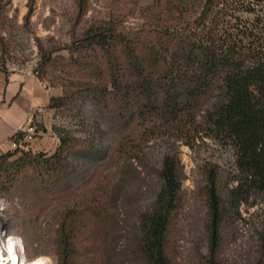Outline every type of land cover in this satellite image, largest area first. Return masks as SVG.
Returning <instances> with one entry per match:
<instances>
[{
  "label": "trees",
  "instance_id": "trees-1",
  "mask_svg": "<svg viewBox=\"0 0 264 264\" xmlns=\"http://www.w3.org/2000/svg\"><path fill=\"white\" fill-rule=\"evenodd\" d=\"M7 5L0 0L5 56L9 51L1 30L8 20ZM89 5L90 0H76L77 22L87 15ZM156 8L147 9V25L132 30L124 29L119 16L88 21L69 45L41 47L37 73L40 79L51 73L64 89L63 96L51 99L50 109L76 116L86 99L149 139L190 136L204 102L215 88L221 89V100L205 118L214 136L233 146L240 173L226 195L214 181L208 190L209 253L204 264H221L226 220L254 193L264 194V0H172L166 17ZM58 50H67L68 56H54ZM23 137L19 132L18 139ZM60 141L52 155L23 149L3 154L0 199L24 180L36 178L49 195L74 200L59 220L57 264H108L111 199L108 190L94 185L103 172L135 157L134 139L122 138L100 156L90 174L70 185L75 171L71 154L98 148L89 139L67 134H61ZM158 176L156 200L140 216V253L147 264H175L184 205L180 159L167 155Z\"/></svg>",
  "mask_w": 264,
  "mask_h": 264
},
{
  "label": "rangeland",
  "instance_id": "rangeland-1",
  "mask_svg": "<svg viewBox=\"0 0 264 264\" xmlns=\"http://www.w3.org/2000/svg\"><path fill=\"white\" fill-rule=\"evenodd\" d=\"M5 1L8 20L1 33L9 54L4 55L0 44V69L6 72L26 69L38 76L41 47L50 50L69 45L73 36L91 20L119 16L124 20V29H137L148 24L149 7L158 5L156 10L166 17L172 0H90L89 11L81 22L76 21V0ZM194 10L199 11L198 4ZM67 54V50H58L54 56ZM56 75L62 74L57 71ZM41 80L63 89L51 73ZM221 98V89L217 87L204 102L190 136L152 139L145 137L142 130L130 125L124 127L85 99L79 115L67 116L54 111L50 116L35 118L37 135L23 145V150L52 155L61 143V134L89 139L98 151L79 150L71 154L75 171L69 178L70 185L90 174L100 156L111 152L122 138L134 139L135 157L103 172L94 185L108 190L111 199L107 212L108 264H147L140 253V216L152 208L161 188L158 172L164 158L176 155L184 174V205L177 224L180 235L174 261L175 264H204L209 253L208 190L214 181L226 195L236 186L240 175L233 146L215 137L205 118ZM8 152L14 150L0 152V159ZM47 191L36 178H28L0 199L6 208L0 223L9 228L10 234L23 240L28 264H57L55 241L59 220L75 204L70 198L55 197ZM224 237L219 256L221 264H264V194L254 193L237 214L226 220Z\"/></svg>",
  "mask_w": 264,
  "mask_h": 264
},
{
  "label": "crops",
  "instance_id": "crops-1",
  "mask_svg": "<svg viewBox=\"0 0 264 264\" xmlns=\"http://www.w3.org/2000/svg\"><path fill=\"white\" fill-rule=\"evenodd\" d=\"M63 94V89L48 85L32 71L0 69V152L11 149V139L31 117L52 115L51 99Z\"/></svg>",
  "mask_w": 264,
  "mask_h": 264
},
{
  "label": "built area",
  "instance_id": "built-area-1",
  "mask_svg": "<svg viewBox=\"0 0 264 264\" xmlns=\"http://www.w3.org/2000/svg\"><path fill=\"white\" fill-rule=\"evenodd\" d=\"M20 132L24 133L23 139L19 140L18 139L19 133H17V135H15L10 141V146H11L10 150L16 151L17 149H24L23 145L25 143H29L31 140L34 139V136L37 135V132H38L37 126L35 124V117H31L27 123V126ZM5 209H6L5 207L0 209V216H2V214L5 212ZM9 237L18 238L16 236H13L12 234H10L8 227H6L0 223V243L6 244ZM22 242H23V240H22ZM17 250H18V253L21 257H23V256L25 257L24 244H23V252L22 253H21L19 247H17ZM2 256H3L4 261L7 262V264H13V262L7 261L9 258L7 251H4L2 253ZM22 262L27 263V264L29 263L28 259L21 261V263Z\"/></svg>",
  "mask_w": 264,
  "mask_h": 264
},
{
  "label": "clouds",
  "instance_id": "clouds-1",
  "mask_svg": "<svg viewBox=\"0 0 264 264\" xmlns=\"http://www.w3.org/2000/svg\"><path fill=\"white\" fill-rule=\"evenodd\" d=\"M4 207V202L0 201V209ZM19 247L21 253L23 252V242L19 238H12L9 237L6 244L0 243V254H2L4 251H7L10 259L12 260L13 264L16 262V255H15V248ZM0 264H7L6 261H4L3 256L0 255ZM36 264H39V262H36Z\"/></svg>",
  "mask_w": 264,
  "mask_h": 264
},
{
  "label": "bare ground",
  "instance_id": "bare-ground-1",
  "mask_svg": "<svg viewBox=\"0 0 264 264\" xmlns=\"http://www.w3.org/2000/svg\"><path fill=\"white\" fill-rule=\"evenodd\" d=\"M15 255H16V257H17L15 264H26V263H24V262L21 263V261H24V260L26 259V257H24V256L21 257V256L19 255L18 250H17V247L15 248ZM7 261L12 262V260L10 259V257L8 258ZM28 261H29V260H28ZM39 264H46V263H45V262H40Z\"/></svg>",
  "mask_w": 264,
  "mask_h": 264
},
{
  "label": "snow or ice",
  "instance_id": "snow-or-ice-1",
  "mask_svg": "<svg viewBox=\"0 0 264 264\" xmlns=\"http://www.w3.org/2000/svg\"><path fill=\"white\" fill-rule=\"evenodd\" d=\"M0 255H2V254H0Z\"/></svg>",
  "mask_w": 264,
  "mask_h": 264
}]
</instances>
